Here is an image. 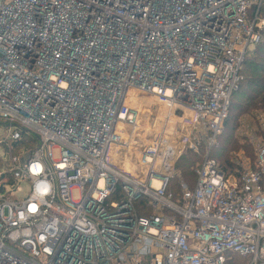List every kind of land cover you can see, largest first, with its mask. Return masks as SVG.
<instances>
[{
    "label": "built area",
    "instance_id": "2783aa9c",
    "mask_svg": "<svg viewBox=\"0 0 264 264\" xmlns=\"http://www.w3.org/2000/svg\"><path fill=\"white\" fill-rule=\"evenodd\" d=\"M262 10L0 0V264H264V116L253 167L209 156Z\"/></svg>",
    "mask_w": 264,
    "mask_h": 264
},
{
    "label": "trees",
    "instance_id": "16d2710c",
    "mask_svg": "<svg viewBox=\"0 0 264 264\" xmlns=\"http://www.w3.org/2000/svg\"><path fill=\"white\" fill-rule=\"evenodd\" d=\"M264 18V10L261 11ZM240 81L237 91L230 99L227 117L222 131L217 136L211 149L210 158L219 163L222 172L233 170L230 153L237 150L239 145L234 138V132L239 118L253 111H264V30L261 31V41L245 57L240 71ZM249 152L248 146L245 147ZM203 151L199 154L186 153L176 164L179 177L189 188L195 183V176L191 166L203 160Z\"/></svg>",
    "mask_w": 264,
    "mask_h": 264
},
{
    "label": "rangeland",
    "instance_id": "374dc122",
    "mask_svg": "<svg viewBox=\"0 0 264 264\" xmlns=\"http://www.w3.org/2000/svg\"><path fill=\"white\" fill-rule=\"evenodd\" d=\"M141 98L145 101L151 100L152 102H154L150 104L152 106V109L151 107H149V109L151 110V112H154L155 116L158 115L159 110H161L160 112H162V109L160 107H157L158 105H156V100L153 97L141 95ZM145 114L141 111L140 117L144 118ZM258 116H264V111L256 110L239 118L236 130L234 132V138L237 141L239 147L237 150L230 153L234 168L232 171L228 172V174H235L237 171L240 172L241 170L249 166L253 167L255 158V145L261 141L262 137ZM246 146H248L249 152L246 151ZM195 164H193L191 168H193ZM217 164L219 165L218 162ZM23 189H26V187L23 186ZM72 198L73 200H77L78 194L76 192H73Z\"/></svg>",
    "mask_w": 264,
    "mask_h": 264
},
{
    "label": "bare ground",
    "instance_id": "6f19581e",
    "mask_svg": "<svg viewBox=\"0 0 264 264\" xmlns=\"http://www.w3.org/2000/svg\"><path fill=\"white\" fill-rule=\"evenodd\" d=\"M136 99H137V103H138L139 105L141 104V102H143L142 99H139V97H137ZM149 103H151V102L149 101ZM152 103H154V102H152ZM146 121H147V120H146ZM140 130H141L142 132H146V129H145V127H143V126H140Z\"/></svg>",
    "mask_w": 264,
    "mask_h": 264
}]
</instances>
